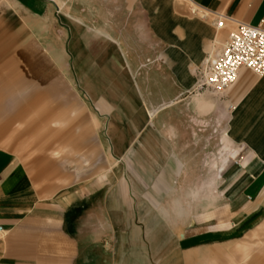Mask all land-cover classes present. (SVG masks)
<instances>
[{
  "label": "crops",
  "instance_id": "1",
  "mask_svg": "<svg viewBox=\"0 0 264 264\" xmlns=\"http://www.w3.org/2000/svg\"><path fill=\"white\" fill-rule=\"evenodd\" d=\"M186 1L205 16L192 15L180 0H94L87 19L64 20L65 0H0V264H264V76L242 70L223 133V163L204 188L211 193L194 210L184 208L182 224L167 230L169 244L161 239L159 213L145 229L128 216L116 189L105 192L110 169L100 183L95 175L80 179L85 166L29 165L5 143L50 140L59 125L79 123L86 108L98 110L99 125L104 115L117 121L108 110L122 92L135 99L124 101L126 109H141L138 139L155 113L131 67L139 71L154 60L172 94L182 95L198 89L197 68L222 50L217 14L264 26V0ZM198 100V109L210 107ZM119 120L108 122L105 140L121 152L128 137ZM151 139L164 138L152 131ZM161 151L180 175L184 164L169 147L151 155ZM159 199L153 193L151 205ZM145 214L142 207L140 220Z\"/></svg>",
  "mask_w": 264,
  "mask_h": 264
},
{
  "label": "rangeland",
  "instance_id": "2",
  "mask_svg": "<svg viewBox=\"0 0 264 264\" xmlns=\"http://www.w3.org/2000/svg\"><path fill=\"white\" fill-rule=\"evenodd\" d=\"M65 1L66 11L61 12L64 20L87 19L92 15L88 13V6L93 5L94 0ZM95 1L97 4L102 3V0ZM180 1L192 15L205 16L204 11L198 10L190 2ZM234 28V24L229 23L228 27L220 30L222 44ZM21 42L22 37L17 32L16 45L18 46ZM132 64L135 65V62ZM156 64L154 60H145L141 68L139 67V71L133 67L130 70L134 74L133 79H140V83L144 86L146 106L155 113L152 123L149 122L143 127L138 139H136V133L138 131L140 133V126H136L135 117L136 113L140 117L141 109L139 107L126 109L124 101L131 100L132 94L122 92L116 99V106L108 110V112L115 111L119 114L117 121H114L110 115H104L100 116L101 124L99 125L95 116L98 110L86 108L80 111L79 123L74 124L68 121L59 125L58 134L52 135L50 140L5 143H8V146L22 156L25 163L29 165H48L55 170L78 169L85 166L82 167L83 169L80 168L86 172L80 176V179L87 180L95 175L97 182L100 183V180H108L109 176L105 170L110 169L112 171L111 185L105 192L107 193L110 188L116 189L114 191L117 192V196L128 202L127 205H123L128 216L135 215V222L145 229L149 220L147 218L159 213V223L166 229L165 236H161V239L164 238V244H169L167 230H176L182 224L185 218L182 216L184 208L187 212L189 208L194 210L200 206L199 198L211 193L204 191V188L209 180H216V168L223 163L222 155L226 153L223 149V133L228 129L230 112L234 103L232 89L236 85L222 94L195 87L182 95L174 96L169 89L171 85ZM138 72L140 75H137ZM129 85L134 88L132 79ZM132 99L135 100L134 97ZM197 99L199 104L206 102L210 107L202 108L204 111L198 109ZM121 117L127 129L128 139L125 144H122L120 152L119 149L114 150L116 147H113L114 141L111 142L110 147V143L105 139L108 122L113 126L112 124L119 122ZM143 120H145V112ZM117 126L119 127L118 124ZM152 131L162 135L164 139L152 140ZM100 139L103 141L104 149L107 150L106 156H104ZM163 146L169 147L184 164L180 175L174 174L170 168L173 165L170 166L169 156L164 155L162 151L160 156L151 155L154 151L158 153V149H162ZM109 148L110 151H108ZM55 149L60 150L58 151L60 156L53 155ZM112 152H120L123 156L111 155ZM87 159L90 163L88 166H86ZM192 191L198 192V200L189 196ZM153 193L155 198L157 195L160 198L158 207L151 205ZM142 207L146 213L144 220H140L139 217Z\"/></svg>",
  "mask_w": 264,
  "mask_h": 264
},
{
  "label": "built area",
  "instance_id": "3",
  "mask_svg": "<svg viewBox=\"0 0 264 264\" xmlns=\"http://www.w3.org/2000/svg\"><path fill=\"white\" fill-rule=\"evenodd\" d=\"M219 29L227 23L235 28L229 32L222 50L209 57L196 70L197 88L222 94L239 80L242 70L264 76V26L251 25L217 14Z\"/></svg>",
  "mask_w": 264,
  "mask_h": 264
},
{
  "label": "bare ground",
  "instance_id": "4",
  "mask_svg": "<svg viewBox=\"0 0 264 264\" xmlns=\"http://www.w3.org/2000/svg\"><path fill=\"white\" fill-rule=\"evenodd\" d=\"M219 30H221V29H219ZM218 42L219 41H221V36H219V38L218 39H216ZM224 138V137H223ZM226 138V137H225ZM228 140V139H227ZM230 143V142H229ZM55 154V153H54Z\"/></svg>",
  "mask_w": 264,
  "mask_h": 264
}]
</instances>
